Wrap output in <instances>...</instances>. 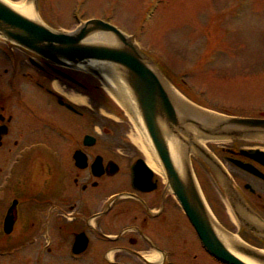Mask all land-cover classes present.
Returning <instances> with one entry per match:
<instances>
[{
	"label": "flooded vegetation",
	"instance_id": "1",
	"mask_svg": "<svg viewBox=\"0 0 264 264\" xmlns=\"http://www.w3.org/2000/svg\"><path fill=\"white\" fill-rule=\"evenodd\" d=\"M1 59L3 257L15 264L21 254L20 264L25 257L43 264L40 254L50 264H189L193 234L162 174L130 181V167L142 157L129 130L120 121L90 119L88 103L72 104L74 111L59 103V95L64 103L88 100L94 86L68 71L56 75L41 60L42 69L18 55ZM257 149L246 142L210 147L245 206L264 222V157L252 153ZM192 168L218 217L220 189L204 166L194 161Z\"/></svg>",
	"mask_w": 264,
	"mask_h": 264
},
{
	"label": "rangeland",
	"instance_id": "2",
	"mask_svg": "<svg viewBox=\"0 0 264 264\" xmlns=\"http://www.w3.org/2000/svg\"><path fill=\"white\" fill-rule=\"evenodd\" d=\"M7 1L17 6L28 2ZM38 19L62 32L74 31L84 19L106 20L136 38L146 59L180 95L218 113L264 117V0H39ZM1 49L0 59L8 52ZM1 60L0 70L6 68ZM90 104L94 120L106 119L108 112L122 114L115 105L103 110ZM121 125L133 136L130 124ZM219 215L236 229L223 210ZM192 245L187 263L214 264L194 237ZM22 255H16L19 264ZM40 256L43 264L49 263ZM30 261L25 257L21 264ZM0 264L15 261L4 258Z\"/></svg>",
	"mask_w": 264,
	"mask_h": 264
},
{
	"label": "water",
	"instance_id": "3",
	"mask_svg": "<svg viewBox=\"0 0 264 264\" xmlns=\"http://www.w3.org/2000/svg\"><path fill=\"white\" fill-rule=\"evenodd\" d=\"M25 7L33 12L32 18L0 0V40L54 64L86 71L98 78L143 128L170 191L180 202L206 251L225 264H248L234 253L254 264H264V254L258 250L239 242L232 250L224 245L218 236L224 232L208 214L187 163L191 152L201 154L200 141L264 137V120L214 117L190 110L183 101L177 105L158 70L115 27L90 20L73 33H62L50 29L38 19L37 0H28ZM99 34L111 38L112 43L88 41L89 37ZM90 62L105 67H89ZM107 76L113 78L117 91L108 83ZM170 144L177 149L179 169L172 161ZM140 167L150 177L148 169L144 165ZM228 195L233 204V198ZM239 217L244 225V214ZM246 226L251 229L247 223ZM252 230L264 237V230L253 226Z\"/></svg>",
	"mask_w": 264,
	"mask_h": 264
},
{
	"label": "bare ground",
	"instance_id": "4",
	"mask_svg": "<svg viewBox=\"0 0 264 264\" xmlns=\"http://www.w3.org/2000/svg\"><path fill=\"white\" fill-rule=\"evenodd\" d=\"M3 1V0H2ZM5 2V1H4ZM7 3V2H5ZM8 4V3H7ZM10 5L12 8H14L15 10L19 9L18 12L22 13V15L28 17V18H32L34 16L33 12L30 10V8L27 7H17L11 4ZM88 41H95V42H102L104 44H110L112 43V39L107 37L106 35H93L91 37L88 38ZM89 67L93 66V67H101L104 68V65H100L99 63L97 64L96 62H90L88 64ZM107 81L109 84L112 85V87H114L116 89V91L118 90L117 87L114 84V81H112V77H106ZM170 89V95L172 96V99L174 100V102L179 105L180 103V97L169 87ZM122 92H124L122 90ZM134 118V117H133ZM211 119V118H210ZM212 122H216V119H211ZM135 129V135L133 137V143L139 148V150L141 151V153L144 156V159L147 163V165L154 171V172H161L160 171V167L157 164V160L155 158V154L153 152V149L150 145V142L148 141V138L145 135V132L143 130V128L141 127V125H139V128H134ZM170 148V153H171V157H172V161L174 163V166L176 168L179 169V157H178V152L176 147L173 144H170L169 146ZM218 236L220 237V239L222 240V242L224 243V245L226 247H228V249L232 250L233 247L235 246V244L238 243V239L235 236H227L225 234H218ZM232 248V249H231ZM234 252V251H233ZM232 252V253H233ZM238 258H240L242 261L248 263V264H254L251 260L247 259L246 257L238 254V253H234ZM154 258V256L152 257Z\"/></svg>",
	"mask_w": 264,
	"mask_h": 264
}]
</instances>
